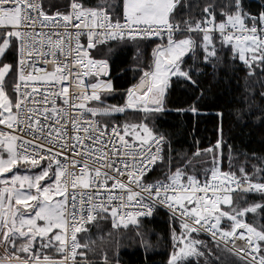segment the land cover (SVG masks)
<instances>
[{
  "label": "snow or ice",
  "instance_id": "6c2138e0",
  "mask_svg": "<svg viewBox=\"0 0 264 264\" xmlns=\"http://www.w3.org/2000/svg\"><path fill=\"white\" fill-rule=\"evenodd\" d=\"M185 8V0H68L65 11L49 15L44 0H0V57L8 50L17 55L15 64L0 62V264H90L89 245L77 238L86 225L110 218L113 229L138 226V218L151 217L157 208L166 209L181 229L179 235L172 231L168 264L189 257L209 264L205 252L211 256L212 250L193 238L201 232L243 264H264V225L245 221L247 214L264 211V204L241 207L233 200L234 193L264 196V182H253L243 167L239 176L222 171L221 139L179 163L170 150L165 153V137L147 123L109 127L95 119L127 109H142L146 116L165 111L171 77L195 87L193 75L201 73L195 65L215 70L224 51L249 76L264 73V9L253 13L245 0H219L181 26L177 16ZM109 41L155 43L153 62L127 89L123 105L87 107L113 90L110 79H98L107 76L108 60L91 55ZM186 57L191 67H183ZM37 59L44 67H36ZM87 77L96 82L85 84ZM85 114L92 119H83ZM201 156L210 157L211 165L203 180L188 174L192 158ZM33 169L39 170L27 174ZM153 171L162 175L152 178ZM260 172L264 168L254 166L253 175ZM52 250L61 258L49 256ZM103 264H109L106 256Z\"/></svg>",
  "mask_w": 264,
  "mask_h": 264
},
{
  "label": "trees",
  "instance_id": "16d2710c",
  "mask_svg": "<svg viewBox=\"0 0 264 264\" xmlns=\"http://www.w3.org/2000/svg\"><path fill=\"white\" fill-rule=\"evenodd\" d=\"M98 0H89L95 5ZM187 8L181 11L177 20L183 25L185 19H200L202 9L206 4L218 3L219 0H185ZM249 9L255 13L264 9V0H245ZM68 0H44L45 11L52 15L56 11L63 12ZM118 4L119 0H114ZM155 43H160L157 40ZM155 43H121L107 42L98 50L91 52L95 59H107L109 64V78L112 79L113 91L102 97L100 106L117 105L125 103L127 89L138 83L143 71L149 70L153 62L152 50ZM217 48L220 44L217 37ZM111 49V51H109ZM224 57L222 63L217 64L214 70L211 65L197 63L195 67L201 73L193 75L197 86H193L182 77L173 76L166 91L165 111L146 116L143 111L127 109L124 113H113L101 116L103 124L114 122L147 123L157 134H162L167 143L164 151L169 153L174 162L182 163L185 157H193L197 149H205L214 145L217 139L222 140V171H232L240 175L239 169L253 176V182H264V172L258 176L253 175V169L264 168V153L249 151L235 142L232 133L236 124L244 125L247 122L262 124L264 121V73L259 70L254 76H249L246 66L238 60H232L231 53H219ZM197 57L201 58L200 52ZM183 67H191L192 60L186 57ZM17 55L8 50L2 57V63L15 64ZM212 63H217L213 61ZM91 77L89 82L91 81ZM5 91L12 95L9 81L5 80ZM89 107H94L93 102ZM197 111H190L191 108ZM231 157V159H229ZM210 157L201 156L192 158L188 174H195L205 178L204 170L211 165L206 163ZM161 172L153 171L150 176L158 178ZM234 201L241 207L253 203L264 204L261 194H236ZM245 221L254 226L264 225V211L258 210L256 214L249 213ZM222 221V225L226 224ZM179 235L181 232L178 220H173L163 209H157L152 217L138 218V226L129 224L113 229L110 218L99 219L89 226L87 232L78 236L81 244L88 243L86 252L90 264H103L107 257L109 264H168L174 251L172 231ZM193 238L203 241L212 250L210 256L205 252L209 264H243L233 252L217 249L215 242L203 233L193 234ZM200 251H205L201 248ZM52 257L60 254L54 250L47 253ZM219 257V261L215 259ZM184 264H205L204 257H189Z\"/></svg>",
  "mask_w": 264,
  "mask_h": 264
},
{
  "label": "rangeland",
  "instance_id": "374dc122",
  "mask_svg": "<svg viewBox=\"0 0 264 264\" xmlns=\"http://www.w3.org/2000/svg\"><path fill=\"white\" fill-rule=\"evenodd\" d=\"M1 59H2V57H0V61H1ZM98 79L107 80L108 77L100 76ZM91 81L96 82V79L92 78ZM95 82H91V83H95ZM108 93L109 92H101L100 93L101 99H102V97L106 96V94H108ZM126 99H127V93H126L125 102H126ZM92 102H93L94 107H102V106H100V105H102V103H97L95 101H91L90 104ZM136 110L143 111L142 109H136ZM232 138L235 142L242 145L244 148H246L249 151H259V152L264 153V121L262 122V124H257V125L254 123H251V122H247L244 125L236 124L234 127V131L232 133ZM38 170L39 169H33V170L29 171L27 174L32 175L35 172H37ZM21 174H24V172L22 171ZM50 175H51V173H50ZM254 194H259V193H254ZM233 199H234V197H233ZM52 258L56 259L57 257H52ZM112 264H118V263L115 262Z\"/></svg>",
  "mask_w": 264,
  "mask_h": 264
},
{
  "label": "built area",
  "instance_id": "2783aa9c",
  "mask_svg": "<svg viewBox=\"0 0 264 264\" xmlns=\"http://www.w3.org/2000/svg\"><path fill=\"white\" fill-rule=\"evenodd\" d=\"M182 26V25H181ZM38 32L41 30L39 27H37V29H36ZM45 31H47V29H45ZM81 42H83V38H82V41ZM35 65H36V67H44V64H43V62H42V60L41 59H37L36 61H35ZM48 70L50 71L51 70V67H49L48 68ZM101 76H103V77H108V79L107 80H111V82H112V79L111 78H109V75L107 74V76H104V75H101ZM89 79H90V77H87V78H85V84H89V83H91V82H89ZM37 87H40V85L38 84V85H36ZM70 90V92H71V88L69 89ZM89 94H90V89H89ZM91 101H89L88 102V104H87V107H89V103H90ZM57 106L58 107H61V106H63V104H62V100H57ZM73 114H77V113H75V110H73ZM83 119H85V120H88V119H92V117L90 116V115H88V114H85L84 116H83ZM100 124H103V122H102V119H101V116H97L96 118H95ZM113 124H115V125H120L119 123H116V122H114V123H112V124H108L109 125V127H111ZM0 129H4V126H0ZM163 147H164V145H163ZM198 179H201V180H203L204 178H199V177H197ZM241 194H244V193H241ZM247 194H254V193H247ZM236 194L234 193L233 194V197L235 196ZM157 209H163V208H157ZM157 209H155L154 210V212H153V215L155 214V212H156V210ZM164 211H166L167 213H168V211L166 210V209H163ZM169 214V213H168ZM152 215V216H153ZM151 216V217H152ZM93 224V223H92ZM92 224H88V225H86V228L88 229L89 228V226L90 225H92ZM83 233V232H82ZM82 233H78L77 234V238H78V236L80 235V234H82ZM201 233H203V234H205L206 236H208L209 238H211V236L209 235V234H207V233H204V232H201ZM212 239V238H211ZM236 245L237 246H242V241H240L239 239H237L236 240ZM229 247H231V245H229ZM61 257L59 256V257H57L56 259H60ZM89 261V260H88ZM90 262V261H89Z\"/></svg>",
  "mask_w": 264,
  "mask_h": 264
},
{
  "label": "crops",
  "instance_id": "0c3cea01",
  "mask_svg": "<svg viewBox=\"0 0 264 264\" xmlns=\"http://www.w3.org/2000/svg\"><path fill=\"white\" fill-rule=\"evenodd\" d=\"M108 75H109V68H108Z\"/></svg>",
  "mask_w": 264,
  "mask_h": 264
}]
</instances>
